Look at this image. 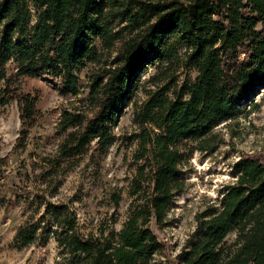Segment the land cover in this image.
<instances>
[{"label":"trees","instance_id":"trees-1","mask_svg":"<svg viewBox=\"0 0 264 264\" xmlns=\"http://www.w3.org/2000/svg\"><path fill=\"white\" fill-rule=\"evenodd\" d=\"M186 69L194 80L181 81ZM18 78L42 79L62 96L86 92V107L63 110L59 132L66 135L40 175L52 196L64 164L94 145L105 154L115 144L130 105L136 173L119 232L85 235L70 204L37 194L44 211L18 227L16 247L54 239L59 264H152L165 244L151 224L163 226L183 191V160L209 150L220 123L257 110L264 0H0V106ZM33 116L34 106L22 111V148ZM233 174L220 209L198 217L199 240L171 264H264V161L241 158ZM7 192L16 189L0 182V208ZM232 232L237 238L227 245Z\"/></svg>","mask_w":264,"mask_h":264},{"label":"rangeland","instance_id":"rangeland-1","mask_svg":"<svg viewBox=\"0 0 264 264\" xmlns=\"http://www.w3.org/2000/svg\"><path fill=\"white\" fill-rule=\"evenodd\" d=\"M151 69L149 75H153ZM194 70H184L181 81L194 80ZM145 78H148L145 77ZM86 83L82 76V87ZM14 89L5 105L0 106V182L16 192L2 195L0 208V264H59L58 246L54 239L39 241L18 249L14 237L18 227L34 213L42 214L43 202L67 203L75 211L83 234L101 237L119 232L127 221L133 198L130 196L136 173L133 153L136 143L131 135L136 130L132 105L115 129L116 142L104 154L97 146L64 164L65 173L58 193L52 196L40 175L50 169L49 160L59 152L66 134L59 132L63 110L86 107L83 98L62 96L42 79L18 78L10 84ZM139 100H145L140 93ZM258 105L247 117L220 123L208 139L209 150H196L181 165L184 189L177 193L163 226L151 227L165 244L152 264H171L184 249L199 240L196 234L198 217L218 211L225 188L231 185L235 166L241 158L254 156L264 161V89L256 97ZM34 106L30 132L25 146H19L22 111ZM119 197L120 201L116 203ZM237 233H230L225 242H235Z\"/></svg>","mask_w":264,"mask_h":264}]
</instances>
